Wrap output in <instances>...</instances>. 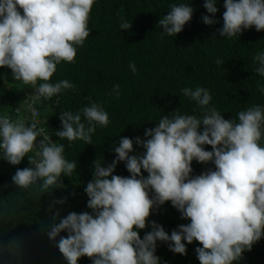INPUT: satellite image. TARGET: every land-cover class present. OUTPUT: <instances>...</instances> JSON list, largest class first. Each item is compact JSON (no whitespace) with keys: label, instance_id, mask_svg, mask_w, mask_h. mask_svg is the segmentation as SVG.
<instances>
[{"label":"clouds","instance_id":"obj_1","mask_svg":"<svg viewBox=\"0 0 264 264\" xmlns=\"http://www.w3.org/2000/svg\"><path fill=\"white\" fill-rule=\"evenodd\" d=\"M216 2L204 0L207 13L215 15ZM94 3L0 0V68L10 69L15 80L35 88L37 101L74 89L66 79L50 81L57 65L75 62L77 48L90 35L88 21ZM223 7L220 36L236 37L253 26L256 31L264 30V0H224ZM193 11L189 4H173L157 25L167 36H176ZM202 21L205 25L216 22L208 15ZM130 27L128 21L120 24L123 30ZM253 60L260 65L256 74L264 77V52H257ZM216 63L224 62L218 59ZM129 68L136 72L134 63ZM258 90L264 94L259 83ZM114 91L119 96L118 84ZM181 92L196 103L201 116L178 111L171 118L164 115L156 127L145 130V139H135L144 149L142 155H129L133 140L121 138L111 164L103 167L101 161L93 162L92 179L84 189L92 213L70 212L59 223H55L59 213L53 214L47 234L55 240L67 232L57 242L67 264H77L81 257H88L92 264H159L157 241L168 243L170 251L181 255L186 254L185 242L196 241L199 264H234L264 235V146L260 143L264 107L254 105L238 112L237 122L224 119L215 107H209L212 97L208 89L185 87ZM20 118L0 115V156L18 165L35 150L34 156L28 157L32 167L17 169L13 184L21 189L38 185L41 193L59 188L61 176L71 177L75 172L76 161L66 160L64 145L53 142L43 128L30 124L25 116ZM59 119L62 130L55 135L69 143L82 140L85 145L91 144L97 125L109 124L108 113L91 101L76 113L62 112ZM38 137L42 139L38 141ZM205 145L211 151L205 150ZM194 160L211 162L215 170L192 176ZM118 162L125 163L129 176L113 174ZM165 202L190 223L179 225L169 235L153 221L151 231L141 239L139 230L145 229L152 210Z\"/></svg>","mask_w":264,"mask_h":264},{"label":"trees","instance_id":"obj_2","mask_svg":"<svg viewBox=\"0 0 264 264\" xmlns=\"http://www.w3.org/2000/svg\"><path fill=\"white\" fill-rule=\"evenodd\" d=\"M181 3L193 8L192 18L176 36H167L157 25L158 20L173 4ZM203 4L204 0H95L88 21L90 35L77 48L75 62L57 65L50 81L66 79L75 88L48 100H35V88L15 80L10 69L0 68V115L7 113L15 120L27 115L30 118L35 111L37 126L53 142L63 144L65 159L77 164L71 177L61 176L59 188L41 193L38 185L21 189L11 179L17 169L32 167L28 157L34 156L35 150L18 165L0 156V264H67L57 247L67 232H61L55 240L47 234L53 214L59 213L55 221L59 223L70 212L92 213L86 206L84 189L92 179L93 162L99 160L103 167L111 164L121 138L133 140L129 155H142L144 149L135 144V139H145V130L156 127L164 115L171 118L178 111L201 116L196 103L182 94V88L208 89L212 97L209 107H215L226 120L238 122V112L254 105L264 107V94L258 90V83L264 87V77L256 74L260 65L253 60L257 52H264V30L256 31L253 26L239 36L222 37L218 30L223 26L224 0H217L215 15L207 13ZM205 15L216 22L205 25ZM124 21L131 23L127 30L120 28ZM218 59L224 63L218 65ZM131 63L135 64V73L129 68ZM117 84L119 96L114 91ZM90 101L108 113L107 127L96 126L90 145L82 140L69 143L66 138L59 139L55 133L62 130L60 114L76 113ZM82 122L87 127L83 117ZM260 143L264 146V138ZM204 148L211 151L210 146ZM192 169L191 175L197 176L215 167L211 162L194 160ZM113 174L130 175L124 162L117 163ZM142 174L147 177L143 170ZM180 215L170 202L154 208L145 229L139 230L141 239L151 231L153 221L169 235L179 225L190 223ZM185 244L186 254L181 255L170 251L168 243L157 241L159 264H199L195 252L200 247L198 242ZM77 264L92 261L81 257ZM234 264H264V235Z\"/></svg>","mask_w":264,"mask_h":264},{"label":"built area","instance_id":"obj_3","mask_svg":"<svg viewBox=\"0 0 264 264\" xmlns=\"http://www.w3.org/2000/svg\"><path fill=\"white\" fill-rule=\"evenodd\" d=\"M25 104V103H24ZM24 108H25V106H24ZM18 113H19V110H16L15 111V114L16 115H18ZM18 118H20V117H16V119L15 120H18ZM25 118L27 119V121H29L30 122V124L31 123H36V124H38V118H36V112L35 111H32V116L29 118L28 117V115L27 116H25ZM38 127V126H37ZM39 128V127H38Z\"/></svg>","mask_w":264,"mask_h":264}]
</instances>
